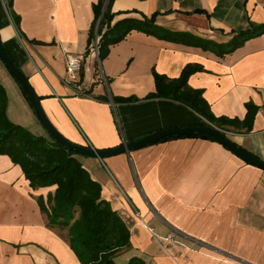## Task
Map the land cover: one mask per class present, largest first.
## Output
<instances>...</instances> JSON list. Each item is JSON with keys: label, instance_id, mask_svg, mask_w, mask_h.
Segmentation results:
<instances>
[{"label": "crops", "instance_id": "crops-1", "mask_svg": "<svg viewBox=\"0 0 264 264\" xmlns=\"http://www.w3.org/2000/svg\"><path fill=\"white\" fill-rule=\"evenodd\" d=\"M7 1L0 0L3 46L69 141L111 150L165 129L206 125L177 101L148 97L156 92L155 73L176 79L194 65L202 70L188 84L204 91L216 117L243 121L248 103L258 107L249 132L227 129L232 141L264 161V35L220 57L133 31L100 65L89 59L80 82L66 84L67 56L91 46L99 0H12L11 9ZM111 10L112 25L155 16L169 31L218 44L264 23V0H113ZM13 15L20 18V34ZM0 83L9 119L50 139L1 59ZM82 157L102 186V199L130 231L131 246L117 263L264 264V170L222 144L180 137L105 159ZM55 189L34 190L21 166L0 155V264H81L68 231L51 228L37 201Z\"/></svg>", "mask_w": 264, "mask_h": 264}, {"label": "trees", "instance_id": "trees-1", "mask_svg": "<svg viewBox=\"0 0 264 264\" xmlns=\"http://www.w3.org/2000/svg\"><path fill=\"white\" fill-rule=\"evenodd\" d=\"M112 1L110 0L98 32L101 61L109 55L111 46L122 42L133 31L201 47L220 57L233 53L248 40L264 35V23H261L239 32L228 43L218 44L188 32L169 31L156 24L155 16L143 20L124 18L112 25L115 18L111 10ZM105 4L106 0H99L93 6L95 18L90 30V44L95 41L97 25ZM8 7L11 9L12 0H8ZM13 19L20 34V18L13 15ZM200 70L202 68L188 65L176 79L155 73L156 92L148 97L171 99L187 106L203 118L206 125L215 127L228 138V127L239 130L245 128L249 132L258 107L248 103V112L243 121L216 117L203 96L204 91L193 89L188 84L191 75ZM83 75L82 72L81 80ZM87 93L86 91L85 94ZM114 100L116 101V98ZM117 100L128 102L135 99ZM8 104L6 88L0 83V155L9 156L15 164L21 166L34 190L56 187L54 193L40 195L37 201L42 212L48 217L51 228L68 231L69 243L81 264H118L115 258L131 246L130 231L110 203L102 199L101 184L92 178L77 158L78 153L69 151L53 138L35 135L27 128L13 123L8 117ZM180 137L213 140L205 135H190L165 138L160 142ZM126 264L145 262L140 258H132Z\"/></svg>", "mask_w": 264, "mask_h": 264}, {"label": "water", "instance_id": "water-1", "mask_svg": "<svg viewBox=\"0 0 264 264\" xmlns=\"http://www.w3.org/2000/svg\"><path fill=\"white\" fill-rule=\"evenodd\" d=\"M110 0L106 1L103 13L99 19L97 25L96 35H98L101 22L103 16L107 10ZM0 59L4 63L5 67L9 70L12 76L15 78L19 86L21 87L23 93L28 98L32 109L39 119V121L43 124L51 138L57 141L60 145L67 148L69 151L76 152L79 155L92 157V158H99L105 159L112 156H116L122 153H129L133 150H137L143 147H147L154 143H157L165 138H173L177 136H190V135H205L216 142L225 146L228 150L233 152L236 156L241 158L243 161L247 162L250 165L256 166L264 170V161L260 158L254 156L253 154L249 153L243 147L232 141L226 135H224L221 131L216 129L213 126L209 125H199V126H191V127H183V128H170L165 129L156 133H152L140 140L126 142L124 141L123 144L115 149L111 150H97L88 146L79 145L69 141L65 138L51 123L49 118L47 117L43 107L41 105V100L39 96L35 93L33 87L29 83L27 77L23 74V72L15 65L12 59L7 54L1 37H0Z\"/></svg>", "mask_w": 264, "mask_h": 264}, {"label": "built area", "instance_id": "built-area-1", "mask_svg": "<svg viewBox=\"0 0 264 264\" xmlns=\"http://www.w3.org/2000/svg\"><path fill=\"white\" fill-rule=\"evenodd\" d=\"M8 5V1H7ZM89 59H95L98 64H101L99 57V36L96 35L95 41L89 47V50L85 54H70L66 59L67 66V78L65 79L66 84H73L80 82V74L85 69V64ZM77 92L80 93L81 88H77Z\"/></svg>", "mask_w": 264, "mask_h": 264}, {"label": "rangeland", "instance_id": "rangeland-1", "mask_svg": "<svg viewBox=\"0 0 264 264\" xmlns=\"http://www.w3.org/2000/svg\"><path fill=\"white\" fill-rule=\"evenodd\" d=\"M39 120V119H38ZM40 122V121H39ZM41 123V122H40ZM42 124V123H41ZM43 125V124H42ZM45 128V127H44ZM46 130V129H45ZM49 134V133H48ZM50 136V135H49ZM50 138H51V136H50ZM78 157L79 158H83L81 155H78ZM118 264H120V263H118Z\"/></svg>", "mask_w": 264, "mask_h": 264}]
</instances>
